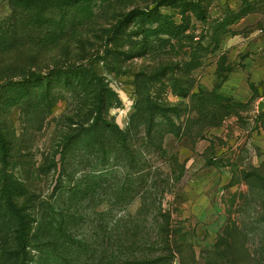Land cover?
I'll use <instances>...</instances> for the list:
<instances>
[{"label": "rangeland", "instance_id": "374dc122", "mask_svg": "<svg viewBox=\"0 0 264 264\" xmlns=\"http://www.w3.org/2000/svg\"><path fill=\"white\" fill-rule=\"evenodd\" d=\"M158 1L122 21L156 0H0V71L67 75L50 105L42 87L0 112V236L39 208L35 244L57 256L28 264H264V0ZM83 70L114 93L110 135L72 120Z\"/></svg>", "mask_w": 264, "mask_h": 264}, {"label": "trees", "instance_id": "16d2710c", "mask_svg": "<svg viewBox=\"0 0 264 264\" xmlns=\"http://www.w3.org/2000/svg\"><path fill=\"white\" fill-rule=\"evenodd\" d=\"M155 6L150 9L141 10V9H132L129 11L122 21H129L134 16H152L157 13L161 15L159 12V6L162 5L158 0L155 2ZM16 40L11 44L16 48V50L23 48L22 43H19ZM4 41L0 42V48L3 47ZM82 63L78 64L76 68L81 69ZM12 67V66H11ZM5 69L0 71V112L4 109L5 106H8L11 102H7V100L11 99V97H22L31 93L33 89H40L44 87L42 93V99L45 100L47 105H50V97L53 93V89H57L55 86V81L61 75H66L64 72H57L54 74L53 70H55V66L51 69V72L40 73L29 66V68L18 67L15 65V68ZM75 68V67H74ZM72 68V69H74ZM50 71V70H49ZM87 73L83 71H74V75L77 76V81L72 88L68 89L67 92L71 94V103L72 110L75 112L72 115V120L76 121L75 124L78 127H83V123H89L90 117L95 113V117L90 128L82 131V135L89 136L90 133H95V126L99 125L101 127V131L106 133V135H110L114 130V125L109 122L107 119H104V114L108 106L110 105V97L114 96V93L110 91L109 88L102 86L98 82V78L92 77L87 78L85 75ZM16 78V80H14ZM5 81H2L4 80ZM60 81V80H58ZM96 82V83H93ZM72 83V82H71ZM61 85V84H60ZM70 83L68 79L63 82V89L58 88L59 91H63L69 87ZM12 86V87H10ZM15 88L13 95H10V98H6L3 102L2 99L5 98V90L11 88ZM19 86V87H18ZM18 87V88H17ZM2 100V101H1ZM58 97L54 99L56 102ZM101 124V125H100ZM8 141V133L5 128L4 123L0 120V148L7 147ZM9 142V141H8ZM30 201V200H29ZM38 210L39 208H11L10 213L12 218L9 221V225L7 226L6 233L0 236V262L7 261L9 264H28L29 261H33L29 257H31L30 250L35 249L42 254L43 256H47V260H52L57 256L54 253H45L43 252L42 246H45L43 243L38 242L35 244V241L38 239L37 227L34 226L35 223L38 222ZM68 210H66L67 212ZM66 215H69L66 213ZM71 217V216H68ZM51 225L50 232L54 230L55 222H50ZM53 226V227H52ZM165 232L167 235L168 245L170 246L169 250L172 254L182 255V248L185 245L184 233L177 226H172L169 230L165 227ZM170 237V239L168 238ZM169 240L171 243H169ZM47 246V245H46ZM37 247V248H36ZM44 254V255H43ZM123 264H129L124 262Z\"/></svg>", "mask_w": 264, "mask_h": 264}, {"label": "water", "instance_id": "95a60500", "mask_svg": "<svg viewBox=\"0 0 264 264\" xmlns=\"http://www.w3.org/2000/svg\"><path fill=\"white\" fill-rule=\"evenodd\" d=\"M263 107H264V102H261V103L259 104V109L261 110Z\"/></svg>", "mask_w": 264, "mask_h": 264}, {"label": "built area", "instance_id": "2783aa9c", "mask_svg": "<svg viewBox=\"0 0 264 264\" xmlns=\"http://www.w3.org/2000/svg\"><path fill=\"white\" fill-rule=\"evenodd\" d=\"M263 32H264V26H263Z\"/></svg>", "mask_w": 264, "mask_h": 264}]
</instances>
